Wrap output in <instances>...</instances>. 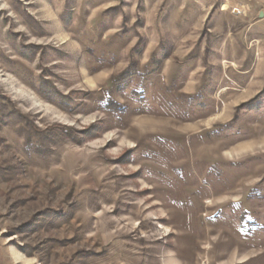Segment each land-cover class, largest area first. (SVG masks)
<instances>
[{
	"label": "rangeland",
	"instance_id": "1",
	"mask_svg": "<svg viewBox=\"0 0 264 264\" xmlns=\"http://www.w3.org/2000/svg\"><path fill=\"white\" fill-rule=\"evenodd\" d=\"M0 264H264V0H0Z\"/></svg>",
	"mask_w": 264,
	"mask_h": 264
},
{
	"label": "crops",
	"instance_id": "2",
	"mask_svg": "<svg viewBox=\"0 0 264 264\" xmlns=\"http://www.w3.org/2000/svg\"><path fill=\"white\" fill-rule=\"evenodd\" d=\"M228 2H231V0H227ZM228 7V3H226V2H224L223 4H222V8H220V13L221 14H224L226 11V8Z\"/></svg>",
	"mask_w": 264,
	"mask_h": 264
},
{
	"label": "bare ground",
	"instance_id": "3",
	"mask_svg": "<svg viewBox=\"0 0 264 264\" xmlns=\"http://www.w3.org/2000/svg\"><path fill=\"white\" fill-rule=\"evenodd\" d=\"M236 10H238V9H236Z\"/></svg>",
	"mask_w": 264,
	"mask_h": 264
}]
</instances>
